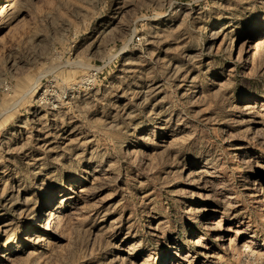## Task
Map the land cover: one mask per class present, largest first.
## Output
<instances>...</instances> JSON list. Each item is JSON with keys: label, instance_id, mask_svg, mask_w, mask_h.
I'll use <instances>...</instances> for the list:
<instances>
[{"label": "rangeland", "instance_id": "1", "mask_svg": "<svg viewBox=\"0 0 264 264\" xmlns=\"http://www.w3.org/2000/svg\"><path fill=\"white\" fill-rule=\"evenodd\" d=\"M0 264H264V0H0Z\"/></svg>", "mask_w": 264, "mask_h": 264}, {"label": "bare ground", "instance_id": "2", "mask_svg": "<svg viewBox=\"0 0 264 264\" xmlns=\"http://www.w3.org/2000/svg\"><path fill=\"white\" fill-rule=\"evenodd\" d=\"M2 256H3L4 259H7L6 257H8V253L6 252L5 254H2Z\"/></svg>", "mask_w": 264, "mask_h": 264}]
</instances>
